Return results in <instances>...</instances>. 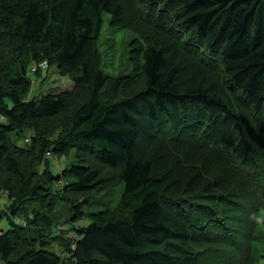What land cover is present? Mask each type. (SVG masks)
<instances>
[{"label":"trees","instance_id":"1","mask_svg":"<svg viewBox=\"0 0 264 264\" xmlns=\"http://www.w3.org/2000/svg\"><path fill=\"white\" fill-rule=\"evenodd\" d=\"M130 1L0 0V193L13 201L11 227L0 231V264H198L203 241L239 252L237 261L222 264H264L258 235H246L248 246L239 241L231 213L238 216L241 207L208 171L223 169L232 185L240 184L256 207L254 225L264 228V135L253 119L264 117V0H133L137 8ZM105 13L113 28L133 34L134 75L126 79L110 76L99 62ZM31 61L57 66L88 95L29 99ZM136 74L144 78L140 90L130 82ZM31 123H51L30 139L34 177L47 153L60 158L69 150L122 170L124 210L91 213L89 225L75 229L67 258L47 247L44 234L59 218V198L43 190L70 178L76 200L75 192L100 181L101 169L75 163L29 189L18 158L25 150L15 142L25 141ZM57 126L64 136L53 144L47 136ZM163 159L174 166L161 182L155 166ZM2 174L12 178L3 181ZM79 198L71 206L75 222L89 204ZM27 199L51 214L26 217L38 229L14 221Z\"/></svg>","mask_w":264,"mask_h":264},{"label":"rangeland","instance_id":"2","mask_svg":"<svg viewBox=\"0 0 264 264\" xmlns=\"http://www.w3.org/2000/svg\"><path fill=\"white\" fill-rule=\"evenodd\" d=\"M130 2L134 8H137L136 2H134L133 0H131ZM132 39L133 34L131 32L121 28H113L111 26V15L108 13L104 14V24L100 36L99 62L102 63L103 70L110 76H113L114 78L126 79L129 76L134 75L133 65L130 61V43ZM28 72L29 76L33 80V86L29 94V99L42 97L49 94L66 93L70 96L69 98L74 101L79 97L82 100L84 98L83 96L88 95L89 89H87L86 87H78L79 84L77 83V81L71 76L62 75L57 66L52 67L48 63V66L45 67L43 65V62L36 63L31 61ZM130 82H133V87L135 90H140L144 86V78L141 74H136L134 76V79L130 80ZM107 93L110 94L111 92ZM253 119L254 122L256 121L255 123L259 126V132L264 135V117L257 118L256 116H253ZM51 123H47L46 125L31 123V125H29V128L26 129L23 133L24 138H26L25 141L16 140L15 142L16 146L20 148L22 147L25 150V152L21 153L20 156L18 155V158L21 166L23 167V170L26 173L25 176L28 180L29 189H31L32 187L34 188L37 184L36 182H39L40 178L44 177L45 182L46 176H49L50 174H55L56 176H58L63 170H65L66 168H70L75 163H83L101 169L100 181L97 182L89 191L83 193L75 192L74 194L77 195L75 197L76 200L73 199L74 197H72L70 193L73 192V190L69 189L68 187L70 178H61L60 181L54 184L55 188H52L50 191H45L47 189L43 190V193L45 195L49 193L50 198H59L58 204L55 209L57 210L55 217L58 216L59 218H54V220H56V225H54L52 233L50 234V231H46V233L44 234L45 236H47V247L49 250L55 252L59 256L67 258L68 252L66 246L69 243L71 237L75 236V229L81 228L82 226H88L90 223L89 217L91 213L100 212L110 214L112 212H122L124 210L123 201L126 195L121 177V167L111 168L101 166L98 161L94 159L95 157L93 156V154H91L92 157L85 156L83 158L78 156L79 154L76 150H69L66 156L60 158L55 157L51 153H47L45 164L39 167L40 174L38 175V177H34V175L29 172L31 164L30 162H34L35 156V153H33V151L31 150L30 139L33 140L36 135L38 136V131L43 130L45 127H49ZM52 131L53 133L47 136V138L54 144L62 139V137L64 136V132L62 129H60V126L55 127ZM164 131H167V133H165L167 138L168 135H170V131L168 129H165ZM13 139L15 141V137H13ZM171 166L174 165L170 164V162H167L165 159L159 160V163H157V165L155 166L156 178H158V180H161V178L163 181L164 179L166 180L167 175H169V173L167 172ZM208 171L209 175L215 181L216 187L221 186L223 192H225L226 190H228V192L231 191V203L236 206L239 205V207H241L238 208L241 211L239 212L238 216L235 215V212L231 213L233 214L232 222H234V225L238 229H240H237L236 232L237 235L239 234V241L241 240L242 243L245 242L246 246L250 245L251 242H249V240H251L252 238L246 235H250L251 233L256 232V234L258 235L257 241L259 242H256L255 246L264 249V244L262 242L263 239L261 236V234L264 236V228H261L258 224L254 225V221L252 220V218L257 214L255 210L256 207L248 205L250 198L244 194L245 190L239 186V183L232 185L234 183L232 177L224 172L223 169H219L218 171L217 169L211 170L209 168ZM2 175L3 181L12 178V176H9V174ZM168 178V180H172L171 176H169ZM58 189H60L59 192H57ZM194 194H196V192L192 193V195ZM77 198H79V201L83 199V201H87L89 203L88 206H84L82 209L85 217L83 218L84 220L80 222H75L72 219V217H74V213L71 206L78 202ZM126 198L129 202L131 201V197ZM0 203V231H7L11 227V221H9L8 217L12 213L11 204L13 203V201L5 191H2L0 193ZM195 206H198L197 203L195 204ZM228 207L229 206L226 204V207L223 206V208H220V211H223L224 209V213H226L230 209ZM21 212L23 216H19ZM34 212L42 213L48 216L51 215L47 214V207L44 203L33 199H27L21 203V210L18 215L14 216L15 223L18 219H22L23 222L20 225H23L24 227L26 226V228L28 227L29 229H38L35 227H31L24 222V220H26V217H30ZM194 212L197 213L198 209H194ZM198 214H202V212L200 213L199 211ZM200 217L204 218V215L202 214L200 215ZM38 220L41 219L38 218ZM229 228L231 229V231L235 230V227L229 226ZM41 229H43V227ZM208 231L212 232L211 228H209ZM245 245L241 246L242 249L240 250V253L244 250ZM196 251L202 254V256H200V258L198 259V264H222L223 262L228 261L235 262L237 261L235 260L238 256L237 254H239V252L235 251L230 252L228 251V249L223 248L216 243H207L205 241H203L197 247ZM256 259L257 257L254 258V262H256Z\"/></svg>","mask_w":264,"mask_h":264},{"label":"built area","instance_id":"3","mask_svg":"<svg viewBox=\"0 0 264 264\" xmlns=\"http://www.w3.org/2000/svg\"><path fill=\"white\" fill-rule=\"evenodd\" d=\"M43 65L45 66V67H47L48 66V62L47 61H45V62H43ZM0 120L1 121H4L5 119H4V117H1L0 118ZM27 141H29V140H27ZM1 204V203H0ZM22 220L21 219H18L17 221H16V223H18V224H22Z\"/></svg>","mask_w":264,"mask_h":264}]
</instances>
